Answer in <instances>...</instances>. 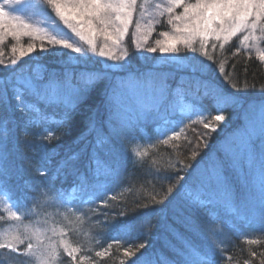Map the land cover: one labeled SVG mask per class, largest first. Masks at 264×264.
<instances>
[{
  "label": "trees",
  "instance_id": "obj_1",
  "mask_svg": "<svg viewBox=\"0 0 264 264\" xmlns=\"http://www.w3.org/2000/svg\"><path fill=\"white\" fill-rule=\"evenodd\" d=\"M234 50L232 42L222 55L218 51L214 56L215 63L221 62L218 68L224 65L228 83L217 78L216 72L211 77L165 69L136 55L133 61L111 71L96 64L76 67L63 56L50 52L40 56L37 51L34 57L15 64L13 70L33 69L34 62L41 63L55 81L80 92L50 100L31 95L27 89L14 94L10 85L5 92V82H0V119L4 123L0 125V178L20 204L31 206L32 197L43 184L56 189L77 181L92 166L94 157L103 168L105 198L83 212H73L68 216L70 222L61 220L76 252L75 263L69 264H167L198 249L209 254L205 264H264V223L252 229L253 238H241L230 223L224 229H211L204 214L181 207L182 195L188 189L221 170L225 174L220 175L230 178L232 158L224 150L228 135L244 125L249 107L264 106V64L251 54ZM3 58L8 64L10 56L4 54ZM129 79L152 81L158 98L155 104L139 106L136 114H126L124 122L118 124L108 102ZM187 109L195 121L171 130L169 125L178 115L169 120L170 111L184 114ZM218 114L225 119L215 122ZM90 120L93 129H88ZM209 121L215 130L204 127L205 133L196 137L195 130ZM99 140L102 149L96 146ZM257 143L256 150L264 154V137ZM260 160L264 175L263 155ZM249 179L246 183L251 191L239 193L243 188L238 189L241 184L237 182V193L231 196L238 202L249 198L246 201L251 206L259 204L261 209L264 185ZM162 199L164 204H155ZM179 215H185L187 225L179 222ZM145 217L150 218L147 225ZM196 226L199 231L193 237ZM140 244L145 247L138 249ZM10 264L33 261L23 256Z\"/></svg>",
  "mask_w": 264,
  "mask_h": 264
},
{
  "label": "rangeland",
  "instance_id": "obj_2",
  "mask_svg": "<svg viewBox=\"0 0 264 264\" xmlns=\"http://www.w3.org/2000/svg\"><path fill=\"white\" fill-rule=\"evenodd\" d=\"M186 2L194 3V0H186ZM0 3L5 4V10L8 11L11 16L20 17L24 23L30 25L31 28L29 31L33 32L32 35H21L19 38L13 37L12 35H4L2 40H0V59H2L5 64L7 63V59L5 60V58H3L4 54L10 56V60L8 58V64L14 59L17 60L16 64H18L23 59L34 57V54H36L33 52L30 56L21 57L20 50L22 48L27 50V48L31 46L37 49L38 52L42 43L46 48H49V41L52 36H56L57 39H65L74 47H80L84 50V55L71 52L64 54L59 48L55 51L49 50L50 55L63 56L70 64L76 67L96 64L99 65L101 69H110L114 71L120 69L122 65H126L128 62L133 61L136 55L140 56L143 60L145 59L148 63H151V66L153 64L154 66L163 67L165 69H178L186 73L196 72L203 75H211V77L213 73L216 72L217 78L227 82L225 79L226 70L224 68L223 74L218 72L217 69L221 62L215 63L216 60L214 56H218V51L222 55V50L232 42H235V49L238 48L239 51L246 55L251 54L264 64V59H261V54H264V27L239 32L235 36H230L227 39L221 38L220 40H216L213 36L208 39L206 43L202 42L199 38L194 41L190 39L189 43L191 47L181 42L177 45L176 53H161L159 48L171 37L182 35L175 31L173 27V24L176 23L175 21H173V23L168 22L170 14L167 10L171 6L170 0H137L135 11L133 12L132 23L129 25L126 34L116 37L111 26L105 29L103 25L93 21L92 30L85 24L82 32L83 38L73 33L66 26H62V22L56 17L53 10L44 3V0H24V3L15 6L6 4L5 0H0ZM182 11V7H175L172 15L180 14ZM85 19L87 20V18ZM262 25H264V22H262ZM165 32L169 35H163ZM221 36L223 37V34H221ZM244 36H248L249 39L245 41ZM113 39H116L117 42L113 43ZM90 40L92 41L91 44L89 43ZM213 45H215V47H213ZM150 48H157V51H148ZM13 49H15V51H13ZM102 51L107 52L109 55H100ZM236 51L237 50H234V52ZM14 67L15 66L5 69L3 66H0V71L2 70L3 75L7 77L8 84L14 85L13 88H17L19 85H24L22 81L27 79L28 75L22 76L16 72L11 76V70ZM143 67L145 68L146 66ZM151 70L156 71V69L153 68H151ZM31 82L35 87L39 85V83L34 81ZM126 82V84L123 83L121 85V88L117 90L109 102L110 108H113L111 111H114L113 114L116 113V122L118 124L124 122L126 114L130 112L136 114L138 108H140L139 106H145V104L151 105V103L155 104V100L158 98L156 96L158 91H154L152 81L145 79L142 81H132V79H129ZM73 93L78 94L77 91H73ZM65 103L70 105L69 102ZM133 106H135L134 109ZM170 112H172L173 118L175 119L174 115H176V111ZM205 112L206 111H204V113ZM189 118H193L189 112L178 114L175 126H178L183 120ZM244 120L245 125L242 126L237 133L228 138L224 147L226 154L232 158L229 166L230 178L225 179L221 175L220 178L218 177L215 179L216 188L214 189L212 184L210 186L209 195L207 196V199H211V203L205 202V200L202 199V194L208 183L197 185L196 188L192 189L189 196L190 200L197 203L199 207L207 206V208L211 209L214 204H218L215 211H217V213L220 211H222L220 213H228L226 220H233L236 217L242 219L243 223L236 232L239 236L249 237V229L251 225L254 224L253 221H255V224H259L260 222L264 223V207L262 206L260 209L259 204H252L251 206L250 201H246L249 200V198L238 202L234 197H231V193H235V183L237 182L241 184L238 189L243 188L240 192L251 191V189H249V183H246V178H254V175L255 178H258L255 171L260 168V159L264 154L258 152L256 148L259 146L257 140L264 137V106L249 107L244 113ZM210 123H212V121H209L207 125H213ZM204 127L205 125L203 127L199 126V128L195 130L196 137H201L202 134L205 133H203ZM193 148V151L196 150V144L195 146L193 144ZM260 183L264 185V179L261 180ZM242 206H245L243 210L240 208ZM247 207H250V209L247 210ZM152 208L155 209L154 207ZM247 213L251 214L246 215ZM209 214L212 215L211 213Z\"/></svg>",
  "mask_w": 264,
  "mask_h": 264
},
{
  "label": "snow or ice",
  "instance_id": "obj_3",
  "mask_svg": "<svg viewBox=\"0 0 264 264\" xmlns=\"http://www.w3.org/2000/svg\"><path fill=\"white\" fill-rule=\"evenodd\" d=\"M5 3L15 6L24 3V0H5ZM44 3L53 10L56 17L62 22V26H66L73 33L81 36V38H83L82 32L85 24L92 30L93 21L103 25L105 29L111 26L115 36L119 37L127 33L128 27L132 23L137 0H44ZM170 3L171 6L167 10L170 14L168 22L173 23L175 21L176 23L173 24V27L177 33L182 35L171 37L159 48V51L164 54L176 53L177 45L181 42L191 47L190 39L194 41L199 38L206 43L213 36L216 40L227 39L239 32L264 27L262 25V22H264V0H194V3H188L186 0H170ZM175 7H182V13L172 15ZM30 28L31 26L24 23L20 17L11 16L5 10V4L0 3V40H2L4 35H12L16 38L21 35H32L33 32L29 31ZM221 34H223V37ZM163 35L168 36L169 34L165 32ZM248 39V36H244L245 41ZM116 42V39H113V43ZM89 43L91 44L92 41L90 40ZM49 46V48H46L42 43L38 54L43 55L48 53L50 49L55 51L57 48L64 54H67V52L85 54L82 48L74 47L67 40L57 39L56 36H52ZM36 51L37 49L31 46L27 50L22 48L20 56H30ZM148 51L156 52L157 48H150ZM237 51H239L238 48ZM100 55L107 56L109 54L102 51ZM261 59H264V54H261ZM16 63L17 60L15 59L10 64H5L0 59V66L5 69L14 66ZM217 70L221 74L224 73L223 66H220ZM22 83L28 89H34L35 87L30 79H25ZM0 95H3L2 91H0ZM218 111L221 110L218 108ZM224 119L223 114H218L214 117L216 122H221ZM65 122H67V118ZM205 127L215 130L214 125H205ZM93 128L94 123L90 120L88 129ZM168 191L170 193L172 189H168ZM164 202L162 199L155 201V204L162 205ZM145 207L148 206L145 205ZM144 223L145 225L149 224L150 218L145 217ZM26 239L28 240L27 243H25ZM20 245L24 247L21 248ZM144 247V244H140L138 249ZM32 249L31 237H24V234L19 231H11L0 235V250H4L9 254L26 256ZM126 254L129 256L134 255V253H128L127 251ZM67 257L73 261L76 259L71 250L67 252Z\"/></svg>",
  "mask_w": 264,
  "mask_h": 264
},
{
  "label": "bare ground",
  "instance_id": "obj_4",
  "mask_svg": "<svg viewBox=\"0 0 264 264\" xmlns=\"http://www.w3.org/2000/svg\"><path fill=\"white\" fill-rule=\"evenodd\" d=\"M220 174H225V172L223 170L219 171ZM218 176L220 174L216 173ZM214 175L217 177V175ZM214 189L216 188V184L213 186ZM212 187V188H213ZM225 209V208H224ZM228 213L225 215L224 213H217V211L214 212V214L210 215V227L211 229H214V228H226V225H227V221L226 220V217H227ZM208 219V218H207Z\"/></svg>",
  "mask_w": 264,
  "mask_h": 264
}]
</instances>
